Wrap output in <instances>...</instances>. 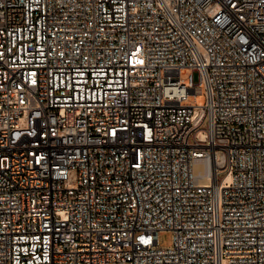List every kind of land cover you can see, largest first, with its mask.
Instances as JSON below:
<instances>
[{"label": "built area", "instance_id": "built-area-1", "mask_svg": "<svg viewBox=\"0 0 264 264\" xmlns=\"http://www.w3.org/2000/svg\"><path fill=\"white\" fill-rule=\"evenodd\" d=\"M0 264H264V0H0Z\"/></svg>", "mask_w": 264, "mask_h": 264}, {"label": "rangeland", "instance_id": "rangeland-1", "mask_svg": "<svg viewBox=\"0 0 264 264\" xmlns=\"http://www.w3.org/2000/svg\"><path fill=\"white\" fill-rule=\"evenodd\" d=\"M184 78H188V74L183 75ZM190 102L198 106H203L205 104V96L203 94H198L196 99H190ZM159 245L163 248H168L172 244L173 234L170 231L163 232L158 236Z\"/></svg>", "mask_w": 264, "mask_h": 264}]
</instances>
